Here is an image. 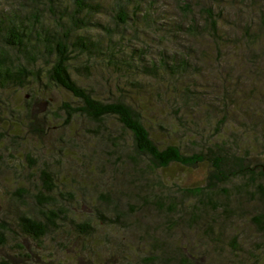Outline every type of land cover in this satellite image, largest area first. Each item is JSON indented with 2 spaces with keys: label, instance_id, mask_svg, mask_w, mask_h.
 I'll list each match as a JSON object with an SVG mask.
<instances>
[{
  "label": "rangeland",
  "instance_id": "1",
  "mask_svg": "<svg viewBox=\"0 0 264 264\" xmlns=\"http://www.w3.org/2000/svg\"><path fill=\"white\" fill-rule=\"evenodd\" d=\"M26 1L27 10L42 8L39 21L55 29L59 6ZM70 1H65L68 6ZM100 1L106 6L90 15L88 29H81L89 38L101 40L100 53L93 48L91 54L74 59L72 78L104 100L123 94L130 100L131 96L139 98L145 121L160 144L177 143L188 155H205L209 147L223 146L228 154L241 157L256 177L251 180L246 173L239 174L209 190L212 166L206 160L196 165L173 163L149 173L143 170L149 181L139 188L125 183L128 174H135L133 170L134 184L142 174L133 169L127 153L121 156L114 151L117 141L120 146L124 141L131 144L130 135L114 117H106L100 126L81 116L69 117L63 105L79 102L71 92L48 81L51 57L49 61L41 58L35 65L39 79L30 76V83L25 79L23 87L0 89V222L6 221L0 260L11 264H151L150 251L163 245L168 253L160 251L164 255L161 264L183 263L184 256L189 264H264V196L258 191L259 186L264 188V56L239 42L245 31L242 22L251 24V30L256 28L263 1L209 0L224 8L231 40L225 41L226 47L218 54L210 40L199 39L196 58H190L184 74L180 72L187 69L179 66L177 70L153 68L148 63L158 60L175 36L180 42L172 49L191 53L190 41L183 37L180 25L173 23L188 22L184 11L205 1L155 0L152 10L148 0H125L130 11L136 8L140 13L124 27L110 9L112 0ZM9 3L18 0H0V10ZM145 9L153 14L142 15ZM119 45L122 55L137 57L133 67L118 58L122 57ZM164 52L163 59L170 61L171 52ZM187 84L197 90L196 102L203 101L201 105L174 100ZM225 99L227 117H209V102L218 111ZM12 108L22 111V116L11 113ZM236 157L229 165L236 164ZM43 167L58 174L56 182L67 199L68 218L35 240L22 233L17 223L20 212L34 210V202L27 196L25 203L19 202L14 193L23 187L35 192ZM113 184L119 191L114 193L119 200L115 204ZM199 186L208 188L206 206L190 192ZM117 211L122 218L111 220ZM85 222L93 226L92 234L79 233V224Z\"/></svg>",
  "mask_w": 264,
  "mask_h": 264
},
{
  "label": "trees",
  "instance_id": "2",
  "mask_svg": "<svg viewBox=\"0 0 264 264\" xmlns=\"http://www.w3.org/2000/svg\"><path fill=\"white\" fill-rule=\"evenodd\" d=\"M41 1L45 2L48 6L56 5L60 7L61 15L56 16L57 25H55V29L39 21V9L41 10L42 8L35 7L34 9L27 10L28 1L26 0H18V3L15 4L9 3L10 7L5 6L0 10V89L23 87L25 79L26 82L30 83V76L39 79L38 71L35 70L37 60L45 58L44 60L49 61L47 58L50 56L51 61L50 68L48 69V81L71 92L79 102V104L75 106L69 103L63 105L67 115L69 117L81 116L97 123L98 126L103 124L106 117L116 118L124 131L130 135L131 144L128 141H126L127 143L125 144L124 141L120 146V141H117L114 151L121 153V156L127 153L126 156L128 157V161L133 166V169H137V172L142 173L143 170H145L149 173L151 170L165 168L173 163L196 165L209 160L212 166L209 172V183L207 184L209 190L213 189L218 183L228 182L230 178L236 177L239 174L245 175L246 173V176L251 180L256 177V172L251 169L250 166L243 165V159L241 157L228 154L223 146L216 148L209 147V150L207 149L209 153L205 155H188L182 151L181 146L177 143L167 142L165 144H160L154 138L153 131H151L152 128L145 121L147 116H144L142 113L144 107L139 104L141 103L139 102V98L131 96L130 100V96L128 97L126 94H123L117 99L104 100L96 97L91 89L79 85L72 78L70 72V66L73 60L80 55L85 56L88 53L91 54L95 50L100 53L99 49L101 48L100 39L89 38L86 33H81V29H88L91 23L90 15H94L96 10H100L106 5L102 1L97 2L98 0H71L70 6L66 4V0H62L64 1L63 6L60 0ZM154 1L155 0H148L147 2L149 6L152 7V10L155 8ZM203 1L205 2L197 3L193 6L194 10L183 9L185 10V16L189 18L188 22L173 23L177 26L180 25L182 33H184L183 37L187 41H190L193 47L191 53L181 54V51L177 48L172 49L173 44L177 45L180 42L178 41V36H175L169 43L171 44L170 47H164L163 53L159 56L158 60H151L148 63L150 64L149 67L157 68L161 66L164 69L175 68L177 70L179 66L178 68L186 70L187 68H185V66L189 63L190 58L195 59L196 53L198 52L195 48V42L202 38L208 42L210 40L214 44V48L218 54L222 52V48L226 47L225 41L231 40L227 32L228 27L225 25V20L222 16V10H224V8L209 4V0ZM262 1L264 4V0ZM184 6H187L186 3H184ZM110 9L112 12L114 10L113 14L115 13L116 17L119 19L117 23L120 27L127 25L134 19V15L140 13L136 8L130 11L125 4V0H112ZM152 10L145 9L142 15H147L149 17V15L153 14ZM255 22L256 28L253 30H251V24L242 22L245 31L241 35L239 42L253 54L264 56V9L259 10L258 19L255 20ZM240 23L241 22H238L237 25L239 26ZM256 29L257 31H254ZM171 32L173 33V30ZM73 36H75L74 39L72 38ZM165 39H167V36ZM256 45L258 46L257 49H255ZM118 49L120 50L118 55H122L123 46L119 45ZM141 49L138 48L137 51H141ZM164 51L171 52L172 56H170L172 58L170 61L163 59L165 57ZM201 53L202 50L199 53L200 57ZM131 54L130 56H128L127 53L122 55V57L118 55L115 56H118L124 64L133 67V64L137 63V57L132 56L130 59ZM178 54L179 57H176ZM143 66H145V64H143ZM31 67H33V70H31ZM187 72L188 69L187 71L180 72V74ZM135 84L137 85L139 82ZM192 87L193 85L191 84L184 85L180 94L173 97L174 100L178 102L181 101L185 105H188L189 102L201 105L203 101L196 102L199 96L195 95L197 90ZM202 99H205L204 94ZM225 101L226 99L224 100V104L219 106L218 111H216L215 105L209 102V106H205L206 110L209 112V117L218 116L221 119H225L227 117L228 108V104L226 105ZM178 104H180V102ZM10 111L11 113L16 112L19 116L21 115L20 112H22L15 108H12ZM218 124L219 127L224 126V122H218ZM153 129H155V127H153ZM108 137H111V135L108 134ZM217 157H220V159ZM233 157L237 159L236 164L229 165L228 161ZM212 162L214 164H212ZM143 163H145V167ZM133 171L136 174V170ZM40 173L41 183L37 184L38 189H35V192L23 187L15 189L14 193L19 202L25 203L23 202L25 201V196L31 197L34 202V210L30 209L20 212L17 223L22 233L35 240L42 239L53 229L64 225L65 218H68V209L66 206L67 199L63 196V192L59 189V184L56 182L59 179L58 174H55L46 167H43ZM135 174H128V177H125V183L136 188L141 187V183L147 185L149 178L144 173L139 175L138 184H134L131 177L135 176ZM261 175L264 177V170L261 171ZM255 181L257 180L255 179ZM258 188L261 189L258 191L264 196V188L260 186ZM207 190L208 188L199 186L191 188L190 192L193 196L198 198L200 204L206 206L207 203L205 200L206 198L209 199L210 195ZM112 192V202H114V204L118 203L119 200L116 201L114 197V193L116 195V193L119 192L115 184L111 185V193ZM109 193H107V195H109ZM123 194L129 195L127 192H123ZM59 195H62L61 198H63L64 201L59 198ZM141 197L145 200V196ZM158 207L159 209L161 208L159 205ZM120 217L122 218L121 212L117 211L114 217H111V220L115 221L120 219ZM5 224V220L0 222V244L5 241L3 234L4 228L6 227ZM83 224H79L78 226L79 233H83L84 235L92 234L94 231L93 226L88 222ZM261 224H263V221H261ZM56 231H58V229ZM161 246L162 248L160 249L150 251V255L152 256L150 258L151 264H161L160 260L168 253L166 249H164V246ZM160 251H163V256ZM184 258V262L180 264H189L190 261L185 256ZM0 264L11 263L6 259H1ZM165 264H173V262Z\"/></svg>",
  "mask_w": 264,
  "mask_h": 264
}]
</instances>
